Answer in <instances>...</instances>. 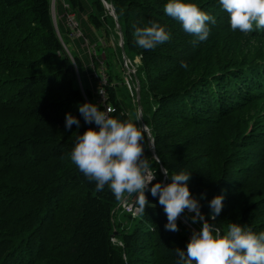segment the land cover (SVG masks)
I'll return each instance as SVG.
<instances>
[{
	"label": "trees",
	"instance_id": "trees-1",
	"mask_svg": "<svg viewBox=\"0 0 264 264\" xmlns=\"http://www.w3.org/2000/svg\"><path fill=\"white\" fill-rule=\"evenodd\" d=\"M64 1L82 37L54 22L51 0H0V264H176L174 250L186 249L187 229L178 218L177 232L165 230L167 218L150 194L151 184L144 213L132 216L117 207L121 200L107 186L97 191L70 160L77 135L98 130L84 122L78 106H103L95 93L100 80L94 91L80 86L84 65L77 52H67L64 39L85 38L100 49L112 34L119 39L103 2L114 10L134 68L132 83L139 84L140 110L155 151L145 134L152 183L170 182L163 168L169 176L190 172L187 186L205 219L209 201L224 197L210 223L223 231L230 223L264 231V28L233 31L219 0H185L215 18L207 22L208 38L193 44L196 37L165 14L168 0ZM85 1V21L101 31L102 42L82 28L78 14ZM152 21L170 39L145 50L135 44L133 25ZM117 49L121 56L118 44ZM117 84L106 76L105 102L115 109L109 115L135 122ZM135 91L136 85L133 96ZM66 113L80 121L79 129H65ZM127 198L138 206L135 194Z\"/></svg>",
	"mask_w": 264,
	"mask_h": 264
},
{
	"label": "clouds",
	"instance_id": "clouds-1",
	"mask_svg": "<svg viewBox=\"0 0 264 264\" xmlns=\"http://www.w3.org/2000/svg\"><path fill=\"white\" fill-rule=\"evenodd\" d=\"M219 4L228 14L233 31L249 34L254 25L256 29L264 28V0H219ZM164 12L179 21L186 33L196 37L193 44L208 38L207 22L215 23L214 17L185 0H168ZM133 28L135 44L145 50H152L170 39V34L155 21L150 22V26L133 25ZM181 67L188 65L182 62ZM78 111L86 124H95L98 130L87 128L77 135L70 160L90 182H95L97 191H103L107 186L117 201L125 199L126 194L129 197L135 194L137 210L144 213L149 203L145 189L151 184L150 194L158 198L167 218L165 230L177 232L176 221L185 210L193 213L189 217L192 223H200L199 229L192 231L186 249L174 250L176 264H264V231L256 233L237 223L228 224L227 230L223 231L209 222L215 221L220 214L223 195L209 201L211 212L209 219H205L199 201L187 186L190 172L181 170L169 176L168 169L163 168L162 172L165 177H170V182L152 183L155 173L144 156L142 144L148 131L146 126H138V120L117 119L109 115L115 109L101 111L89 102L80 104ZM74 124L79 129L80 121L66 113L65 129H71Z\"/></svg>",
	"mask_w": 264,
	"mask_h": 264
},
{
	"label": "rangeland",
	"instance_id": "rangeland-1",
	"mask_svg": "<svg viewBox=\"0 0 264 264\" xmlns=\"http://www.w3.org/2000/svg\"><path fill=\"white\" fill-rule=\"evenodd\" d=\"M88 3H90V0H86ZM85 1V5H84V11L80 12L78 14L79 20L82 24V28L84 29V31L89 34L87 32V30H85L86 27V22L85 20H87V13L89 11V4ZM66 11L69 9V7H63ZM66 13V12H65ZM59 14L60 16H64L66 14H64L63 12L59 13V3L58 0L54 1V8H53V15L55 17V21L56 23L59 21ZM85 26V27H84ZM90 26V25H89ZM91 27V26H90ZM94 32L97 34V38L99 39V41H103L102 35H101V31L100 30H95V28L93 29ZM65 38V37H64ZM111 41L109 43V45H106L105 48L100 49L96 47V43L95 41H92V43L89 42V44L87 43H81L80 40H78L80 42V48H76L75 45L73 47L72 45V41L68 40L67 38H65L64 40L66 41V50L70 55H73L74 53L76 54V50L80 49V59L84 65V70L86 71H81V73L78 75V81L80 86L83 87V84L85 83L84 81V72H92L86 76H89L90 79L92 80V83L96 86L98 80L106 79V76L109 77V75H112V79L115 83H118V87L120 89V93L121 94V99H123L127 110H129L130 113H132V115L135 117V122H137L138 120V106H137V102H136V98L135 96H133V83H132V76L131 78L128 76L127 72L128 69L125 67L123 60L122 59V54L120 56V54H118V49H117V44L119 45V39H117V37L115 36V34H112L110 36ZM97 39V40H98ZM96 47V49H95ZM135 62H137V57H134L133 59ZM127 81L130 84V88L127 85ZM125 88H127L128 92H129V96H125L124 95V91L126 90ZM92 101H93V97H92ZM138 126H140V122L138 120ZM184 215H187L188 218L190 217V213L185 210V212L183 213ZM182 215V214H181ZM182 215V217L184 216ZM187 218V219H188ZM190 222L191 220L188 219ZM192 223V222H191ZM197 230L200 227V223H192Z\"/></svg>",
	"mask_w": 264,
	"mask_h": 264
},
{
	"label": "built area",
	"instance_id": "built-area-1",
	"mask_svg": "<svg viewBox=\"0 0 264 264\" xmlns=\"http://www.w3.org/2000/svg\"><path fill=\"white\" fill-rule=\"evenodd\" d=\"M53 1H55V0H53ZM65 7H67V5H65ZM66 23L72 30L71 31L72 36H74V37H82L83 36L81 30L79 29L78 22L76 21L74 15L70 12H68V13L66 12ZM84 40H85V43L87 44L85 38H84ZM123 63L125 65V67L128 69V72H127L128 76L131 78V76L134 73V68L131 66V63L127 58H125V60H123ZM105 82H106V79L102 78L100 80V86H98L96 91H95L96 96H97V101L100 102L103 106L101 111H107L108 109H113L111 107V105H109L105 102L106 94H105V90L103 88V84ZM127 85L130 88V84L128 83V81H127ZM135 85H136V83L134 82L133 86L135 87ZM140 126H141V124H140ZM117 207L121 208L122 211L130 213L132 216H136L138 214V210H137L138 206H136V204H134V202L132 200L127 198V196L125 199H123L119 202ZM179 219L184 224L185 228L187 229V237L189 239L192 231L194 229L197 230V228L186 217H182V215H180ZM112 241L115 242L116 239L114 237H112Z\"/></svg>",
	"mask_w": 264,
	"mask_h": 264
},
{
	"label": "water",
	"instance_id": "water-1",
	"mask_svg": "<svg viewBox=\"0 0 264 264\" xmlns=\"http://www.w3.org/2000/svg\"><path fill=\"white\" fill-rule=\"evenodd\" d=\"M103 3L106 6V8H108L110 15L114 19V22H115V25H116V29H117L118 34H119V47H120V51H121V54H122V60H125L126 56H125V53H124L121 27H120L119 23L116 20V16H115V13H114V10H113L112 6L106 4V2H103ZM53 8H54V1L51 0L52 17H53L54 22L56 23L55 17L53 15ZM135 96H136V102H137V106H138V113H137L138 114V118H139L138 120H139V122L141 124V127L142 126H146L144 124V121H143V118H142V113H141V110H140V94H139V84L138 83H136ZM147 130H148V128H147ZM145 134H146V137L148 138V146H149V149L151 150V152L153 153V155H155L154 144H153V141L150 139V132H149V130Z\"/></svg>",
	"mask_w": 264,
	"mask_h": 264
},
{
	"label": "crops",
	"instance_id": "crops-1",
	"mask_svg": "<svg viewBox=\"0 0 264 264\" xmlns=\"http://www.w3.org/2000/svg\"><path fill=\"white\" fill-rule=\"evenodd\" d=\"M58 3H59V13H61V12H63L64 14H65V10H64V6L66 5V2L64 1V0H58ZM59 22H60V25L62 26V28H64V31H66L67 30V27H66V21H65V17L62 15V16H60V14H59ZM86 22V21H85ZM86 24V27H85V30H87V32L89 33V34H87L88 35V37L91 39V40H96L97 39V34L94 32V30L87 24V22L85 23ZM70 40L72 41V45H73V47H74V45H75V47L76 48H80L79 46H80V42L78 41V39L77 38H71L70 37ZM76 52H77V54L78 55H80L79 53H80V49H77L76 50ZM86 71V70H85ZM90 74V73H92V72H84V81H85V83H86V85H87V87H89V88H91L93 91H94V84L92 83V80L90 79V77L89 76H86V75H88V74Z\"/></svg>",
	"mask_w": 264,
	"mask_h": 264
},
{
	"label": "bare ground",
	"instance_id": "bare-ground-1",
	"mask_svg": "<svg viewBox=\"0 0 264 264\" xmlns=\"http://www.w3.org/2000/svg\"><path fill=\"white\" fill-rule=\"evenodd\" d=\"M184 217V216H183Z\"/></svg>",
	"mask_w": 264,
	"mask_h": 264
}]
</instances>
